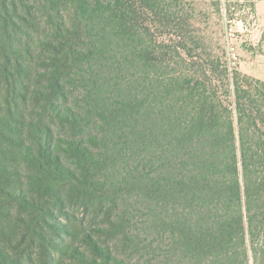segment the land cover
Instances as JSON below:
<instances>
[{
    "label": "trees",
    "instance_id": "1",
    "mask_svg": "<svg viewBox=\"0 0 264 264\" xmlns=\"http://www.w3.org/2000/svg\"><path fill=\"white\" fill-rule=\"evenodd\" d=\"M242 1L0 0V264H264Z\"/></svg>",
    "mask_w": 264,
    "mask_h": 264
},
{
    "label": "rangeland",
    "instance_id": "2",
    "mask_svg": "<svg viewBox=\"0 0 264 264\" xmlns=\"http://www.w3.org/2000/svg\"><path fill=\"white\" fill-rule=\"evenodd\" d=\"M225 1V0H224ZM221 15L227 16L228 6L224 2ZM232 11L236 15L232 20L226 19L220 24L216 15L209 19V29L206 34L219 38L225 54L228 68H236L244 75H248L264 82V44L261 34L264 30V0L254 1L253 8L249 2L242 1ZM233 34L231 38L229 35ZM229 47H232L236 60L229 61ZM259 50L260 53L257 51Z\"/></svg>",
    "mask_w": 264,
    "mask_h": 264
},
{
    "label": "built area",
    "instance_id": "3",
    "mask_svg": "<svg viewBox=\"0 0 264 264\" xmlns=\"http://www.w3.org/2000/svg\"><path fill=\"white\" fill-rule=\"evenodd\" d=\"M229 36L232 38L234 35L230 34ZM228 49H229V61H230V63H232L233 60H236V56L233 53L234 49L232 47H229Z\"/></svg>",
    "mask_w": 264,
    "mask_h": 264
}]
</instances>
